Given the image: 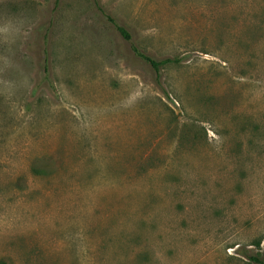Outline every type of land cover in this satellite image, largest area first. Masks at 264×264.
Here are the masks:
<instances>
[{
	"label": "rangeland",
	"instance_id": "obj_1",
	"mask_svg": "<svg viewBox=\"0 0 264 264\" xmlns=\"http://www.w3.org/2000/svg\"><path fill=\"white\" fill-rule=\"evenodd\" d=\"M97 1L180 62L159 77ZM244 253L264 257V0H0V264Z\"/></svg>",
	"mask_w": 264,
	"mask_h": 264
},
{
	"label": "trees",
	"instance_id": "obj_2",
	"mask_svg": "<svg viewBox=\"0 0 264 264\" xmlns=\"http://www.w3.org/2000/svg\"><path fill=\"white\" fill-rule=\"evenodd\" d=\"M97 7L99 8L100 11H102L104 16L108 19V21L115 26V28L121 34L123 39L131 43L132 49L135 52V54L138 57H140L142 60H144L146 63H148L159 77L162 75L163 69L166 65L176 64L180 62L179 58H174V57L157 58L151 55L150 53L146 52L139 46L137 42L136 34L134 32H132L127 26L121 24L115 17H113L110 13H108L100 4L99 1H97ZM43 70H44L43 82L45 81L49 82V67L47 63L44 64ZM244 255L249 257L251 260L255 261L256 264H264L263 255L256 254V255L248 256L245 253Z\"/></svg>",
	"mask_w": 264,
	"mask_h": 264
}]
</instances>
